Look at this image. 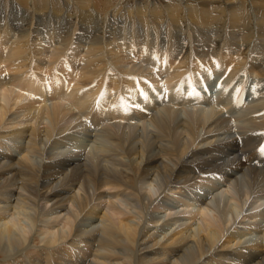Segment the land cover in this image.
I'll return each instance as SVG.
<instances>
[{
	"label": "bare ground",
	"instance_id": "bare-ground-1",
	"mask_svg": "<svg viewBox=\"0 0 264 264\" xmlns=\"http://www.w3.org/2000/svg\"><path fill=\"white\" fill-rule=\"evenodd\" d=\"M75 1L65 25L61 0L0 14V264H264V99L231 82L264 79V0ZM226 78L234 95L196 90ZM167 193L191 209L160 244Z\"/></svg>",
	"mask_w": 264,
	"mask_h": 264
},
{
	"label": "rangeland",
	"instance_id": "rangeland-1",
	"mask_svg": "<svg viewBox=\"0 0 264 264\" xmlns=\"http://www.w3.org/2000/svg\"><path fill=\"white\" fill-rule=\"evenodd\" d=\"M10 2L9 3H5V2H7L6 0L4 1V0H0V14H4L5 12V8H7V13H5L4 15H6L5 17H7V19H9L8 21H11L10 20V18H9V16H10V14H11V18H14L15 20H16V23H21L20 21H24V18L26 17V16H28L29 15V13H31V11L32 10H27L28 8H25L24 6V8H25V10H24V8L22 7V5L20 6L19 4H17V5H15V7H13L14 6V3H12L11 2V0H9ZM84 1L85 0H76L75 2H76V4L80 7V8H85V9H89L88 7H86L85 5H84ZM93 1H98V2H100V3H102V4H104V7L105 8H108V7H110V6H106L105 5V3H106V0H91V3L93 2ZM111 1H113V2H115L116 0H111ZM120 0H118V1H116L115 3H117V2H119ZM127 1H131V0H127ZM140 1V0H139ZM145 1V0H144ZM143 1V2H144ZM165 1V0H164ZM254 1H256V2H258L257 0H254ZM5 3V4H4ZM44 3H46V2H44ZM61 3H62V11L61 12H59L58 14L59 15H61V19H56L57 20V22L58 23H61V24H63V25H65V24H67V22L69 21L68 20V18H69V13L67 12V10H66V7H65V5H66V3H67V0H61ZM112 3V2H111ZM2 4H4V6L2 5ZM114 4V3H113ZM6 6V7H5ZM90 6H91V4H90ZM3 7V8H2ZM5 7V8H4ZM9 7H10V9H9ZM50 7H51V10L50 9H48V11H47V13H45V17H46V20L47 19H49V18H51V16H52V9L53 8H57V3H55L54 1L53 2H50ZM2 8V9H1ZM13 8H15V9H13ZM246 8L249 10V11H251L252 9H253V0H248V2H247V5H246ZM4 9V10H3ZM9 9V10H8ZM77 9V8H76ZM10 11V12H9ZM25 13H24V12ZM77 11H78V9H77ZM225 11L227 12V13H229V12H231V10H230V8H226L225 7ZM13 12V13H12ZM23 12V13H22ZM9 13V14H8ZM15 13H17V14H15ZM22 13V14H21ZM8 14V15H7ZM16 15V17H15V15ZM21 14V15H20ZM14 15V16H13ZM23 15H24V17H23ZM19 16V17H18ZM19 19V20H18ZM20 19H22V20H20ZM48 21V20H47ZM12 34V38L13 39H15V36L13 35L14 34V32H12L11 33ZM16 36H18V35H16ZM34 40V43L36 42H39V41H41L42 39H33ZM32 40V41H33ZM38 40V41H37ZM48 42V44L49 45H51V43L49 42V41H47ZM41 43V42H40ZM43 43H44V40H43ZM47 44V45H48ZM55 45H57V46H59V45H61V46H63L61 43H60V41H56V43H55ZM83 51V49L81 50V52ZM84 52V51H83ZM82 52V53H83ZM3 70V69H2ZM5 71V70H4ZM242 72H245V71H242ZM3 74H9V72H7V71H5ZM239 74H242V73H239ZM237 75L235 78H234V80L232 81L233 83V85H234V83L236 82L235 80H238L239 79V81H240V75ZM254 76V75H253ZM255 77H257V76H255ZM237 78V79H236ZM225 81H228L227 80V78L226 79H224ZM237 84H238V82H236ZM236 83H235V85L234 86H236ZM230 84V83H229ZM231 86V85H230ZM249 94H251L250 92H248ZM251 95H254V94H251ZM255 96V95H254ZM264 145V144H263ZM41 160H39V162H40ZM142 188H146V185H143L142 186ZM150 188V187H149ZM150 190H152V189H150ZM228 189L226 188V185H222V186H219L218 185V189H216L213 193H214V195L215 194H221V193H223V192H225V191H227ZM233 192V191H232ZM232 192H227V194H225L226 196H229L230 197V199H231V201L232 200H234V198H235V200L233 201V202H235V201H239L240 200V198L238 197L239 195L236 193V191H234V193H232ZM158 193V192H157ZM232 193V194H231ZM159 194H160V191H159ZM158 195V194H157ZM156 195V196H157ZM168 196V197H167ZM235 196V197H234ZM214 197V196H213ZM163 198H164V196H163ZM170 198V199H169ZM211 199H209V200H212L213 198L212 197H210ZM154 199H156V197H154ZM237 199H239V200H237ZM252 199H254V197H252V198H250L249 200H246L245 202H243L242 201V203H244L245 204V209H250V207L249 206H251V202H253V200ZM164 201L166 202V204H168V205H171V207L173 208L172 210L170 209V210H166V209H164V208H156V207H152V208H150V210H149V212L150 213H152L151 215L155 218V219H157L158 221H156L155 222V220H154V222H151V223H149V224H147L146 222H145V220H144V218H143V216H142V214L141 215H139L138 214V210H136V209H130V207L128 206V205H126L125 203H123V204H121V203H118V205H119V207L120 206H122L121 208L123 209V210H125V212H127V213H129V214H131V215H133V220H134V222H136V224L137 223H139V224H144V222L147 224V229H148V231H147V233H146V236H148L147 238V240H149V239H151L152 237H158L159 239V242H160V244H162V242H168V244H169V242H171L172 241V234H173V230L172 229H170V227L169 226H167L166 227V231L165 230H162V228H165V223H167V222H169L170 221V216H178V215H176V214H179V216L180 217H182V216H185L186 215V213L188 212V210L189 209H191V208H189L188 206H186V205H182L181 203H176V200L175 199H173V196H171V194L169 193H167L166 194V197L164 198ZM260 203V202H259ZM262 205V204H261ZM263 205H264V202H263ZM263 205H262V207H263ZM17 206V205H16ZM128 207H129V209H128ZM102 208V207H101ZM193 208V207H192ZM261 208V207H260ZM26 212H27V210H28V212L31 214V215H34V214H36V212H35V210H33V209H31V208H23ZM103 209L104 208H102V209H99V211H98V214H99V216L101 215V210L103 211ZM186 209H188V210H186ZM243 210V214H242V212L241 213H239L238 215L239 216H237L235 219H232V227H234V226H238V227H241V226H244V225H246L247 223H248V221L249 222H251L252 220H250V219H245L243 216H244V212H246V210ZM214 211H216V210H213V213H212V215L214 216V214H215V216L214 217H216L215 219L216 220H218V218H217V211L216 212H214ZM217 213V214H216ZM97 214V215H98ZM136 214V215H135ZM36 217H37V215H35ZM35 216H33L34 218H36ZM99 217H97L96 218V222H94V223H92V225H90L89 227H87L86 229H87V231L89 230V232H91L92 230L94 231L96 228H98L99 227V225L101 224V222H99V221H101V219H98ZM161 219H162V221H161ZM46 220V219H45ZM138 221V222H137ZM141 221V222H140ZM243 222V223H242ZM157 223V224H156ZM135 223H134V226L136 225ZM136 225L138 228H140V226L141 225ZM179 224V223H178ZM98 226V227H97ZM174 226H172V228H173ZM36 232V228H34V233ZM88 232V233H89ZM32 234V233H31ZM150 235V236H149ZM36 236V238H35V240L33 241L34 243V246L36 245V246H41V244H42V237L40 236V237H38L39 235H35ZM145 236V237H146ZM159 244V245H160ZM235 247L237 248V244H236V242L235 243H232L231 244V247H230V250H233V249H235ZM232 248V249H231Z\"/></svg>",
	"mask_w": 264,
	"mask_h": 264
},
{
	"label": "snow or ice",
	"instance_id": "snow-or-ice-1",
	"mask_svg": "<svg viewBox=\"0 0 264 264\" xmlns=\"http://www.w3.org/2000/svg\"><path fill=\"white\" fill-rule=\"evenodd\" d=\"M262 151H264V150H262Z\"/></svg>",
	"mask_w": 264,
	"mask_h": 264
}]
</instances>
